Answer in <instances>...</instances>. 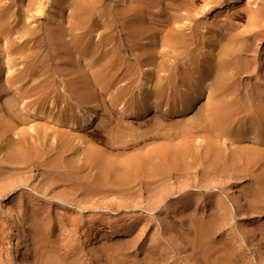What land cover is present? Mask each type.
<instances>
[{
	"label": "rangeland",
	"instance_id": "obj_1",
	"mask_svg": "<svg viewBox=\"0 0 264 264\" xmlns=\"http://www.w3.org/2000/svg\"><path fill=\"white\" fill-rule=\"evenodd\" d=\"M70 1L0 0V11L48 38L70 25ZM100 8L140 26L147 50L135 52L145 55L167 50L159 41L170 28L159 18L176 15L193 31L191 50L154 74L133 56L122 75L53 44L13 54L19 40L0 33V264H264V0ZM96 16L91 36L100 39L107 17ZM229 47L240 55L229 57ZM220 58L242 71L240 81L205 89L203 65ZM31 67L46 72L31 82ZM16 217L31 235L23 256Z\"/></svg>",
	"mask_w": 264,
	"mask_h": 264
},
{
	"label": "bare ground",
	"instance_id": "obj_2",
	"mask_svg": "<svg viewBox=\"0 0 264 264\" xmlns=\"http://www.w3.org/2000/svg\"><path fill=\"white\" fill-rule=\"evenodd\" d=\"M69 1L70 0H50V3L52 7L63 5L64 8H67L69 6L67 2ZM240 1L241 0H230V4H232V8H237ZM70 2H71V5L73 6V10H71L73 12L70 15L72 18L70 25L68 27H58L56 29H52L50 31L51 33L48 35L49 36L48 38L47 36L46 37L42 36L40 33L38 34V28H32L31 25L27 23L29 21L26 19H25V21H27L26 23L22 22L23 19H19L17 22L12 23L11 21L12 19L13 21L16 20L15 19L16 15L14 14V10H11L12 12L11 13L9 11L10 9L8 10L6 8H3L0 11V33H2L3 35L5 33V36L7 35L11 38H14L15 40L14 39L13 40L15 42H16V39L19 40V44L17 45V47L16 48L13 47V49L9 51L12 52L13 54L25 55L28 53V51H33L35 47H37V49L41 47L43 48L48 47L49 49V47L52 46L53 44V47L55 46V52L58 55L72 54V52H74L75 54L79 53V55H81L82 57H89V58L91 57L90 60L91 59L94 60L92 66H96V64L100 65L99 67L103 72L104 71L105 72L114 71V72H120V74L125 75L131 69L130 58H132L133 56L135 60H137L138 62L139 61L142 63L146 62V63H150L152 66H155L156 70H154L153 72L154 74L158 72L159 70H165L167 68L165 64H168L167 60L169 61L172 53L175 54L177 51H180V52H186L188 54V51L191 50V46L193 43L191 37L194 35L193 31H188V29L185 27V24L180 23L181 25H175L174 22L171 21V19L172 20L177 19L178 16L176 15L172 16V14L170 13H165V15L163 14L161 18H159V22L161 26L165 27L168 25L170 28L167 31V34L162 37V40L159 41L160 44L162 43L165 47H167V50L158 51L155 48H153L152 50H150V52L148 51L146 53L147 55H145L144 53L135 52L136 49L147 50L141 43L142 29L140 28L139 25L135 24L130 27L129 25H125L124 23L119 24L120 15L118 14L117 11L100 8V5L102 4L103 0H72ZM65 3L67 4V6L64 5ZM226 5L227 3L221 2L218 5H216V8H224ZM35 7H37L35 9H38L39 6H35ZM33 10L34 9H32V11ZM171 10L172 9H170V11ZM29 11L30 10H28V12ZM36 11H39V10H36ZM56 11L58 12V10ZM34 13H38V12H34ZM236 13H235V16H236ZM96 14L98 15L103 14V15H106L107 17V19H105L106 21L101 26L103 27V30H102L103 36H101L100 39L97 38L98 40L95 39V37L91 36L93 35L95 25L98 24ZM27 19H29V16ZM68 35H70V37ZM9 41L10 40H8V42ZM15 42H13V44ZM222 51L223 50H221V52ZM224 53L225 52H222L221 54H224ZM227 53L229 57L232 56L231 58H234L240 55L239 49L236 50L230 47L227 48ZM50 54L52 55V52ZM236 61H237V64L240 63V62L238 63V60ZM234 64L235 63H230V64L226 63L224 62L222 58L217 60L214 64L212 63L204 64L202 76H201L202 82L200 83L202 84V86H204L205 89L211 85V86H214V88L216 89L225 88L229 90V88H232L235 85V80L241 75V72H242L238 70V68L235 67ZM45 72L46 71H44L43 67H39V68L31 67V69L26 71L24 75H25V78L30 79L32 80L31 82H33L34 81L33 79L36 76H42L45 74ZM208 80H210L211 82L206 83V81ZM28 83L29 82H27V86H28ZM45 84L46 83L42 80L39 83L38 87L43 88ZM94 119H95L94 113L88 114V116L85 119H83L84 126H90L91 124H93ZM14 140L15 139H13V141ZM14 145H17V144H15L14 142ZM18 151H19V148H18ZM15 221H16V225L18 226L20 235H21L20 242H19V255L23 256L26 253H28V250L30 248L31 235H30L27 224L21 218L16 217Z\"/></svg>",
	"mask_w": 264,
	"mask_h": 264
}]
</instances>
